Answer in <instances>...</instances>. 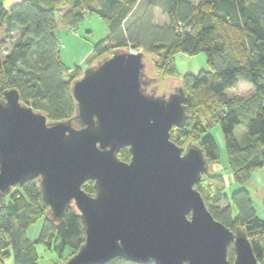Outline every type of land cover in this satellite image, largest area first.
Listing matches in <instances>:
<instances>
[{"label":"trees","instance_id":"trees-1","mask_svg":"<svg viewBox=\"0 0 264 264\" xmlns=\"http://www.w3.org/2000/svg\"><path fill=\"white\" fill-rule=\"evenodd\" d=\"M3 1L1 97L7 89L17 88L21 101L45 113L49 120L73 116L76 103L71 86L82 68H69L61 57L58 11L66 8L65 23L72 29L86 14L96 13L107 22L110 33L94 46L97 59L114 48L142 47L143 52L154 55L155 67L162 73L176 75L178 53H205L209 69L183 77L188 118L183 127H173L172 139L181 146L198 144L213 165L220 162L221 151L211 130L220 125L235 182L246 184L264 167V0H22L9 8ZM157 9L167 18L164 24L155 21ZM241 81L253 87L252 93L230 96L228 91L236 90ZM238 125L246 129L243 145L235 134ZM118 155L125 161L131 159L128 147ZM227 186L223 174L211 168L196 184L216 219L233 230L238 226L246 229L259 264H264V217L257 214L247 187L230 197ZM83 188L95 192L92 180ZM47 211L36 180L0 193V264H6L7 259L13 264H38V243L54 250L63 261L78 251L85 231L76 208L70 207L65 217L55 222ZM43 217L41 234L33 241L27 231ZM67 248L71 252L66 256ZM234 258L231 245V263ZM106 264L140 263L116 257Z\"/></svg>","mask_w":264,"mask_h":264},{"label":"water","instance_id":"water-1","mask_svg":"<svg viewBox=\"0 0 264 264\" xmlns=\"http://www.w3.org/2000/svg\"><path fill=\"white\" fill-rule=\"evenodd\" d=\"M1 61V56H0ZM145 52L114 48L71 86L75 114L64 120L0 96V193L36 180L47 216L74 206L85 241L60 264H259L246 229L216 219L196 188L211 168L202 148L172 139L188 118L182 87L149 89ZM128 147L129 161L119 152ZM92 180L95 192L83 185ZM233 245L234 261L229 259Z\"/></svg>","mask_w":264,"mask_h":264},{"label":"rangeland","instance_id":"rangeland-1","mask_svg":"<svg viewBox=\"0 0 264 264\" xmlns=\"http://www.w3.org/2000/svg\"><path fill=\"white\" fill-rule=\"evenodd\" d=\"M22 0H4L3 5L5 7H11L17 2ZM148 0H144L146 3ZM194 2H198L199 0H193ZM143 3V1H141ZM139 3V4H141ZM139 8H137L138 10ZM66 8H62L58 11V34L60 36V54L63 61L66 63L69 68H74L75 66H81L82 73L87 66L94 64L97 60V57L94 53V46L96 43L101 41L102 39H106L109 36V28L107 22L100 17L96 13H88L85 15L83 21L79 24V26L75 29H72L65 23V14ZM137 11L131 13L132 15L129 18H132ZM155 21L159 24H164L167 21L166 16L160 11H155ZM130 50L138 51L144 50L142 47L138 48V50L131 46ZM111 52H109L110 54ZM92 57V60H90ZM102 58V57H101ZM145 64H146V72L149 77L153 78L154 81L149 85V89H156L157 94L159 95H170L177 88L181 87L183 77L186 74H197L201 70L209 69V64L207 61V56L205 53H200L194 56L188 55L186 53H178L176 55V65L178 68V73L176 75H166L162 73L158 68L155 67L154 63V55L151 53H145ZM81 73V74H82ZM253 88L251 85L245 81H241L239 87L236 90L228 91L230 96H239V97H247L250 93H252ZM245 132L246 129L243 125H238L235 130V134L240 144H244L245 142ZM211 133L214 135L217 144L221 151V159L219 163H215L211 165V169L215 172H220L223 174L224 179L227 186V194L231 197L232 193L241 187L245 186L247 188H251V191H254L255 185H259L260 181L256 177V173H254L253 181H248L246 184L242 185L233 180L232 172L228 167V157L225 148L224 135L220 125L215 126ZM172 134V131H171ZM186 148V145L182 146ZM264 172L263 169H259ZM262 174V173H261ZM264 178V176H261ZM264 195V189L260 188L258 193L253 196L254 206L257 209V213L260 217H264V204L262 205L261 196ZM234 215H237L238 210L236 206L232 205ZM46 217L40 218L37 222H35L27 231V236L33 241L38 240L42 228L44 226ZM37 250L39 253V261L38 264H57L64 262L62 258L58 256V254L52 250L47 248L44 244L38 243ZM70 248L66 249V256L71 252ZM74 255V254H73ZM68 255V260L71 256ZM65 260V261H66ZM6 264H13L12 259H7Z\"/></svg>","mask_w":264,"mask_h":264},{"label":"crops","instance_id":"crops-1","mask_svg":"<svg viewBox=\"0 0 264 264\" xmlns=\"http://www.w3.org/2000/svg\"><path fill=\"white\" fill-rule=\"evenodd\" d=\"M193 1V0H192ZM240 85V84H239ZM252 89V88H251ZM252 91H253V89H252ZM264 168V167H263ZM263 168H260V169H263ZM255 173H256V177L259 179V181H260V183H259V185L257 186V185H255V189H254V191H251V188L249 189L248 188V190L250 191V193H251V196H252V199H253V196H254V194H255V191H256V194L258 193V190L260 189V188H262V189H264V178L263 177H261V176H264V172H262V170H257V171H255ZM262 173V174H261ZM254 175V174H253ZM254 176H252V178L249 180V181H253V178ZM261 201H262V205L264 204V195H262L261 196ZM253 203H254V199H253ZM264 207V206H263ZM258 212V211H257ZM258 214V213H257Z\"/></svg>","mask_w":264,"mask_h":264}]
</instances>
